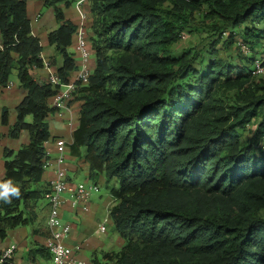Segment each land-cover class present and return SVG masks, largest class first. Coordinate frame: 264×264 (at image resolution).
Wrapping results in <instances>:
<instances>
[{"label":"trees","instance_id":"trees-1","mask_svg":"<svg viewBox=\"0 0 264 264\" xmlns=\"http://www.w3.org/2000/svg\"><path fill=\"white\" fill-rule=\"evenodd\" d=\"M40 1L59 23L47 44L61 57L56 73L66 82L77 70L68 52L77 24L59 6L71 3ZM88 1L95 60L88 85L76 93L82 104L69 152L83 151L91 179L103 177L114 202L109 217L124 245L104 254L105 263L264 264V81L248 67L264 42V0ZM195 14L201 21L193 28ZM184 33L203 35L207 44L177 53ZM0 35V91L13 70L26 91L8 136H29L16 153L4 152L1 183L11 181L20 193L0 200V242L19 227L49 237L42 176L47 118L55 114L48 102L57 90L30 74L43 68L42 47L25 0H0ZM236 38L245 55L237 53L240 66L216 49L222 43L229 50ZM230 91L233 104L218 96ZM7 116L2 110L3 126ZM252 122L243 141L240 130Z\"/></svg>","mask_w":264,"mask_h":264},{"label":"crops","instance_id":"crops-1","mask_svg":"<svg viewBox=\"0 0 264 264\" xmlns=\"http://www.w3.org/2000/svg\"><path fill=\"white\" fill-rule=\"evenodd\" d=\"M25 2L31 34L39 39L40 46L42 47L41 60L43 67L46 63L44 57L47 56L49 67L56 72L62 60L61 57L54 52V48L48 46L47 35L56 30L59 23L56 22L51 8H47L48 14L46 16H42V18L39 16L42 13V8H46L40 0H25ZM59 9H61L66 20L72 22L74 25L78 23L75 10L72 8L71 4L68 7L62 4L59 6ZM68 52L74 55L75 63L77 64L78 61L74 52V40L68 48ZM52 60L55 61V66H50L49 63ZM92 65L94 67V61H92ZM30 74L38 82H45L47 77L44 68L38 70L34 69L30 71ZM25 96L26 91L20 84L19 89H15L12 85L9 89L5 88L0 91V116L2 110H7L8 112L7 125L3 126L0 122V134L3 136L0 139V183L4 178V152L11 151L16 153L22 146L29 144V136L26 131H22L15 139L8 136L10 128L16 123V108ZM51 102L52 99L48 102L50 107ZM81 104L80 101L75 99L71 104L69 113H65L62 117L53 114L47 118L50 139L44 144V149L48 159L52 163L56 158L55 140L62 139L67 145L70 146L71 144V134L78 127ZM28 118L29 117L26 118V121ZM59 120L62 122L60 123ZM51 124L53 127H56L54 131L50 129ZM69 146L66 151V160L63 167L70 184L77 185L79 182L76 180L80 177L78 175L81 173L85 178L84 185L89 186L88 181L91 180L93 186H96L97 189L90 191L87 205L88 210L86 212H83L80 207H73L70 195L68 193L63 194L60 220L61 223L68 224L71 227V231L64 240V244L73 249L76 253V257L86 264H106L103 260L104 254L118 253L124 245V241L114 230L113 223L109 217V211L114 202L110 195V199H103L96 194L99 191L97 185H105V179L99 177L94 182L90 177V169L83 159V151H81L79 157H73L70 155ZM54 177V166H52L45 170L42 176V182L49 184ZM43 206H47L45 201L41 203V207ZM100 225H104L106 228L103 234L97 233V229ZM110 230H112L113 233H110ZM46 238L47 237L34 235L30 227H19L9 230L5 240L0 242V254L8 248L14 247L13 262L15 264H50V256L44 248Z\"/></svg>","mask_w":264,"mask_h":264},{"label":"built area","instance_id":"built-area-1","mask_svg":"<svg viewBox=\"0 0 264 264\" xmlns=\"http://www.w3.org/2000/svg\"><path fill=\"white\" fill-rule=\"evenodd\" d=\"M87 1L88 0H77L74 5L78 21L77 30L74 35V52L78 61L77 70L71 73L66 82H64L47 63H45L43 67L47 74L45 82L57 90V93L52 98L51 108L54 109L58 117H62L65 113L70 112V107L75 100L77 91L79 88L88 85L92 75L93 65L91 57L93 53L86 35L87 16L83 10ZM2 50L3 42L0 35V51ZM242 50L244 52L245 47H242ZM255 64L253 75H264V57ZM11 86L12 85L8 83L6 89H9ZM54 145L56 148V158L54 162L52 163L48 159L44 164L45 170L54 166L55 174L54 179L49 183V191L44 196V201L48 206L46 227L49 231V237L46 238L44 248L50 256V264H86L76 257V253L73 249L64 244V240L69 235L71 227L68 224L61 223L60 220V211L63 204L62 196L68 193L73 207H80L83 212H86L88 210L87 205L90 191L96 190L97 187L70 184L63 167L69 145L62 139L55 140ZM105 230V226L100 225L97 229V233L103 234ZM14 251V247L4 250L0 254V264L4 261L15 264L13 262Z\"/></svg>","mask_w":264,"mask_h":264},{"label":"rangeland","instance_id":"rangeland-1","mask_svg":"<svg viewBox=\"0 0 264 264\" xmlns=\"http://www.w3.org/2000/svg\"><path fill=\"white\" fill-rule=\"evenodd\" d=\"M69 3H71L72 5V8H74V5H75V1L77 0H67ZM165 7H170V4L167 3L165 4ZM83 10L84 12L86 13V16H87V19H86V35H87V39H88V43H89V46L91 47V50H92V53H93V56L91 57V60L94 61V51L92 49V46H91V37L93 36V33L92 31L90 30V26H91V16H90V3L89 1H87L83 7ZM41 18L42 16H46L48 14V9L47 8H42L41 10ZM54 15V14H53ZM194 22H192V27H196L194 25H200V21H201V17L198 16V14H195L194 16ZM49 30V29H48ZM242 30H240V33H241ZM203 37V35H201V37L197 36L195 33H192V34H188V33H184V35L182 36V38L180 39V41L174 45L173 47V50L176 51L177 53H180L182 50L188 48V47H192V48H195L196 50H201L206 44L207 42L204 41L203 39L201 40V38ZM225 37V36H224ZM241 42V39L240 38H236V43L231 46L229 48V50H225L224 48H222V43H220L216 49L219 50V55L221 58L223 59H230L232 60V63L237 65V66H240L242 63L241 61V56H239L237 53H240L242 56H245L243 55L239 50H238V44ZM246 47V46H245ZM247 48V47H246ZM245 48L244 52H247V49ZM256 51H254V53L257 54V61H258V58L261 59L264 57V42H262V44L260 46H256ZM253 56L254 57V54H250L248 55V57H251ZM256 56V55H255ZM47 56H45V62L48 64V58H46ZM256 61V62H257ZM249 66V69L250 70H253L254 67H255V63L254 64H248ZM255 79V81H259L260 79L264 81V75H258V76H254L253 77ZM9 84L13 85V87L15 89H19V81L17 79V76H16V71H12V74L10 76V79H9ZM219 98L222 99L223 101H225L227 104H233V101H234V96H235V91H230V92H227V93H220L219 95ZM76 97V96H75ZM77 98V97H76ZM75 98V99H76ZM0 106H1V102H0ZM32 121V118L29 117L27 119V123H31ZM60 121V120H59ZM62 121H60L61 123ZM56 127H53L52 124L50 125V129L51 131H54ZM256 128V123L255 122H252L250 124H246L244 128H242L240 131H241V137H242V140L243 141H247L250 136H251V133L255 130ZM80 177H78V179L76 180L77 182H79L77 185H84L85 181H84V177L83 175H81V173L78 175ZM88 179V178H87ZM89 183V186H93L92 184V181L89 180L88 181ZM98 193H96L98 196H100L101 198L103 199H110V196H109V190L108 188L106 187V185L104 184H98ZM110 187H117V184L112 181L110 184H109ZM110 233H113L112 230H110Z\"/></svg>","mask_w":264,"mask_h":264},{"label":"clouds","instance_id":"clouds-1","mask_svg":"<svg viewBox=\"0 0 264 264\" xmlns=\"http://www.w3.org/2000/svg\"><path fill=\"white\" fill-rule=\"evenodd\" d=\"M0 199H5L7 201V198L9 195L17 196L20 193V189L18 187H13L12 182L9 181L8 183H0Z\"/></svg>","mask_w":264,"mask_h":264}]
</instances>
